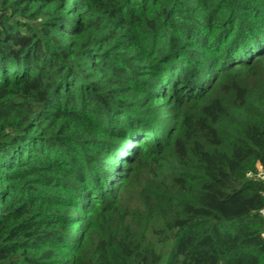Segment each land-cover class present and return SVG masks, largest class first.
<instances>
[{
  "label": "trees",
  "instance_id": "trees-1",
  "mask_svg": "<svg viewBox=\"0 0 264 264\" xmlns=\"http://www.w3.org/2000/svg\"><path fill=\"white\" fill-rule=\"evenodd\" d=\"M259 169L264 0H0V264H264Z\"/></svg>",
  "mask_w": 264,
  "mask_h": 264
},
{
  "label": "rangeland",
  "instance_id": "rangeland-1",
  "mask_svg": "<svg viewBox=\"0 0 264 264\" xmlns=\"http://www.w3.org/2000/svg\"><path fill=\"white\" fill-rule=\"evenodd\" d=\"M130 190L128 191V192H126L125 193V199L128 201H132V199L134 198V196H135V190H136V188H135V186L134 185H132V186H130ZM262 214L264 215V210H263V212H262Z\"/></svg>",
  "mask_w": 264,
  "mask_h": 264
},
{
  "label": "built area",
  "instance_id": "built-area-1",
  "mask_svg": "<svg viewBox=\"0 0 264 264\" xmlns=\"http://www.w3.org/2000/svg\"><path fill=\"white\" fill-rule=\"evenodd\" d=\"M247 176H252L251 173L247 172L246 173ZM255 176L257 177H263L264 176V170L263 169H259L256 173H255Z\"/></svg>",
  "mask_w": 264,
  "mask_h": 264
}]
</instances>
